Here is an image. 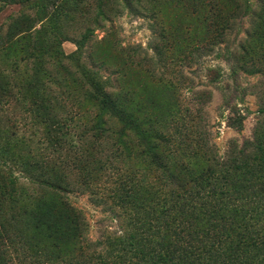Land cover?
Returning <instances> with one entry per match:
<instances>
[{
    "label": "trees",
    "instance_id": "obj_1",
    "mask_svg": "<svg viewBox=\"0 0 264 264\" xmlns=\"http://www.w3.org/2000/svg\"><path fill=\"white\" fill-rule=\"evenodd\" d=\"M105 1L84 0L94 17L57 33L53 26L70 17L66 0H0V13L19 6L47 27L24 52L19 81L0 88L1 115L17 117L12 128L0 119V132L12 130L9 141L0 136V264H264V124L253 141L243 143L241 154L232 142L220 155L202 122L209 94L190 86L189 109L197 115L192 142L182 136L188 126L177 123L175 131L155 128L154 135L133 132L126 122L124 130L113 114L131 118L130 99L108 91L100 73L83 60L92 25L102 27L116 11L109 6L115 0ZM239 2L236 12L243 9ZM253 14L262 20L258 11ZM258 26L237 51L228 52L236 85L226 100L229 108L240 93L238 69L264 76L255 61L244 60L259 51ZM220 27V33L227 30L212 45L196 47L189 67L225 41L232 24ZM9 28H0V56L10 43ZM80 28L84 33L74 38ZM67 41L77 46L73 54L63 49ZM152 50L142 61L153 71L165 68L163 45ZM197 156L206 168L194 166ZM146 174L157 180V197L134 202L139 178ZM73 193L107 206L120 230L92 241Z\"/></svg>",
    "mask_w": 264,
    "mask_h": 264
},
{
    "label": "rangeland",
    "instance_id": "obj_2",
    "mask_svg": "<svg viewBox=\"0 0 264 264\" xmlns=\"http://www.w3.org/2000/svg\"><path fill=\"white\" fill-rule=\"evenodd\" d=\"M108 1L105 3L108 4ZM238 2L239 0H115L112 1V6L109 3L116 11L108 20L103 21L102 27L92 25L94 31L91 42L84 50L83 60L100 73L108 91L121 94L124 100L126 94L130 99L131 118L125 120V114H113L119 126L125 130L126 122V126L133 132H152L155 128H162L167 133L175 131L173 127L176 123L180 126L187 125L188 130H183L182 136H188L192 142L196 135L192 125L196 122L197 115L193 109H189L193 107L192 99L189 98L191 86L195 91L203 90L209 94L202 122L209 130L218 153L226 154L234 142L238 146L236 153L241 154V150H244L243 143L253 141L257 126L261 122L264 124V116L261 114L264 104V76L249 75L238 69L240 93L231 102L230 108H234L231 110L227 107L226 100H229L236 85L235 76L231 74L228 52L237 51L242 43L249 40L251 29L259 24L257 31L260 40L254 43L259 51L254 55H246L244 60L251 59L264 70V0H241L239 3L243 5V9L236 12ZM66 6L71 11L70 17L58 20L53 26L57 33L71 29L72 26H85L92 15L87 13L89 8L85 7L84 0H66ZM257 11L262 20L255 18L253 12ZM229 23L232 27L228 30L225 41L217 43L198 63L189 67L187 63L190 62L189 56L194 49L212 45L216 42V36L219 40L218 36L227 30L225 27L220 33V26ZM43 24L34 18L31 11L19 6L7 7L0 13V28L7 25L10 27V43L0 56V88L19 81L15 76H22L24 71L23 54L42 38L47 29ZM37 31L40 32L36 33ZM81 33H84L82 28L72 36L79 38ZM157 43L164 47L166 66L153 71L150 63H144L142 59L154 54L152 48ZM63 49L70 55L77 51V46L72 41H67L64 42ZM132 56L134 60L130 58ZM18 64L19 70L16 73ZM208 70H214L215 73ZM183 71L189 78L188 81L191 79L189 83L181 76ZM10 74L14 76L10 78ZM243 93L244 101H240ZM3 105L4 108L9 106ZM9 108L11 106L7 109ZM1 114L0 111L2 122L12 128L14 119L17 118L14 113ZM108 115L111 116V112ZM8 119L10 122H7ZM10 128H3L0 132V136L3 135L2 142L12 138ZM20 151L26 152V148L22 146ZM195 165L199 169L206 168V162L200 156L196 157ZM137 185L134 202L144 203L152 200L154 195L157 197L158 184L154 176L146 174L139 178ZM70 197L73 204L84 212L89 223L88 237L92 241L98 240L106 231L120 230L114 213L107 206L95 204L89 194L73 193Z\"/></svg>",
    "mask_w": 264,
    "mask_h": 264
}]
</instances>
